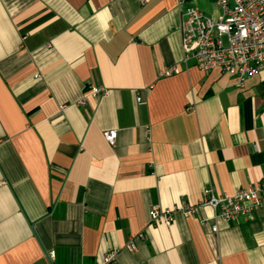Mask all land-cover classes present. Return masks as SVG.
I'll use <instances>...</instances> for the list:
<instances>
[{
  "label": "crops",
  "instance_id": "crops-1",
  "mask_svg": "<svg viewBox=\"0 0 264 264\" xmlns=\"http://www.w3.org/2000/svg\"><path fill=\"white\" fill-rule=\"evenodd\" d=\"M188 7L220 15L214 0H0V264H264V209L229 224L177 210L264 177V73L236 88L183 62ZM151 207L173 223L146 226Z\"/></svg>",
  "mask_w": 264,
  "mask_h": 264
},
{
  "label": "built area",
  "instance_id": "built-area-1",
  "mask_svg": "<svg viewBox=\"0 0 264 264\" xmlns=\"http://www.w3.org/2000/svg\"><path fill=\"white\" fill-rule=\"evenodd\" d=\"M134 1L142 5L147 0ZM174 1L179 4L184 0ZM214 5L220 12L216 19L205 16L196 7H188L183 12L178 25L182 61L192 60L202 72L218 69L220 73L232 77L236 88H242L247 79L264 73V0H214ZM171 72L172 69H168L160 75ZM106 92L103 87L89 86L87 96L96 98ZM135 101L141 103L139 97ZM191 109L189 106L186 110ZM102 136L112 145L116 132L105 130ZM196 208H209L213 218L224 224L250 217L255 211L264 209V177L254 185L235 190L231 195L215 196L211 187H205L196 206L188 204L177 210L183 216H189ZM174 212L151 207L146 226L162 223L168 227L173 223ZM210 230L213 233L217 231L216 223L210 226ZM133 238L143 240L146 237L140 232ZM133 238L125 246L126 249H134ZM114 257V252L105 254L102 264H114ZM47 259H53V252L48 253Z\"/></svg>",
  "mask_w": 264,
  "mask_h": 264
}]
</instances>
